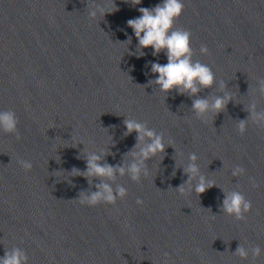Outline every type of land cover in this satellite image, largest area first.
Here are the masks:
<instances>
[{"label": "clouds", "instance_id": "9594fccd", "mask_svg": "<svg viewBox=\"0 0 264 264\" xmlns=\"http://www.w3.org/2000/svg\"><path fill=\"white\" fill-rule=\"evenodd\" d=\"M131 3L140 5L141 0H131ZM111 5V10H108V0H104V2L88 0L87 14L90 19H96L118 10L114 0H111ZM184 7L183 0H162V3H158L151 8L140 7L138 11L141 15L127 21V26L133 30L138 41L137 52L129 54L143 56V49L146 48L153 49V56H158L161 52H164L167 57L166 64L149 62L151 72L158 75L156 79L150 80L148 84L157 85L161 93L168 94L176 91L180 95L194 97L202 89L211 88L217 83V79L211 67L193 59L191 32L174 27L175 21L182 15ZM131 39L132 37L129 36L127 41L123 43L129 44ZM199 51L202 55L209 54L206 45H201ZM257 83L259 84V94L264 97V78H259ZM219 87L222 91L227 87L224 80L219 81ZM231 100L232 95L227 92L223 95H217L211 100L196 98L192 100V112L197 119H204L209 114L218 115L226 110ZM245 111L249 113L248 117L237 121V130L241 135L246 132L249 121L264 129V111H257L255 102L248 105ZM18 123L14 111H0V130L5 133L16 134L17 139H20ZM123 123L126 128L123 133L124 136H128L133 132L136 133V144L133 149L125 154V163L113 166L102 162L103 157L112 154L108 149H100L98 152L84 151L83 158L86 169L80 170L73 167L69 172L70 176L84 177L89 185H92L93 179L100 181L94 185L96 191H81L79 193L78 198L75 200H78L81 205L97 206L101 203L114 205L118 199L123 200L128 191L124 186L116 183L117 178L128 176L133 182L139 183L142 177L147 178L150 175L146 161L157 157L158 154H162L163 159L166 147L172 146V141L165 143L164 134L149 128L146 122L126 118ZM80 158L81 156H77V159ZM128 158H131V162H127ZM197 159L198 156L195 153H190L188 162L184 165L183 171L187 176V180L175 188L182 196L191 195L193 191L199 196L209 188L216 186L215 181L200 174L199 166L196 163ZM18 163L25 171H30L32 168L30 161L20 159ZM231 172L233 176H242L245 174V169L237 165L232 168ZM172 175L175 176V170ZM194 180L196 183L193 186ZM249 182L253 187L258 186L254 177H249ZM136 204L143 205V200L137 198ZM251 208V201L247 200L240 191H225L221 206V211L224 214L233 216L236 220H244L246 218L245 214ZM250 254L252 260L255 261L261 256L262 250L259 246L246 248L240 244L234 253L242 260L248 259ZM164 256L167 257L168 253H164ZM0 264H28V256L21 248L13 247L10 250H5L4 255L0 257ZM165 264H167L166 261Z\"/></svg>", "mask_w": 264, "mask_h": 264}]
</instances>
